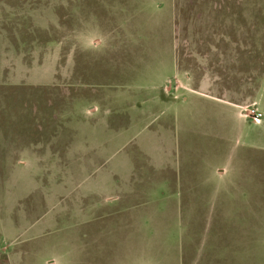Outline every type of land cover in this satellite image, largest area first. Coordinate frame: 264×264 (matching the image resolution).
Listing matches in <instances>:
<instances>
[{"label":"rangeland","instance_id":"1","mask_svg":"<svg viewBox=\"0 0 264 264\" xmlns=\"http://www.w3.org/2000/svg\"><path fill=\"white\" fill-rule=\"evenodd\" d=\"M0 264H264V0H0Z\"/></svg>","mask_w":264,"mask_h":264},{"label":"crops","instance_id":"2","mask_svg":"<svg viewBox=\"0 0 264 264\" xmlns=\"http://www.w3.org/2000/svg\"><path fill=\"white\" fill-rule=\"evenodd\" d=\"M189 99L192 100L194 102V104H189ZM199 100H204V98H201V97H199L197 95H194V96H189L185 101H183V100H181V101L176 100L175 101L176 104H175L174 108H176L175 109L176 110V114H175L176 117H175L174 122H175L176 125H178L180 123L179 121H181L182 122V130H184L185 126L188 124V122L190 120V115L191 114L187 115V112H191L192 113V111H194V110H196V112L200 111V109L196 105V104H198ZM204 101H206L208 103H213L214 105L216 104L217 106H220V107L223 108V106L220 105V103L211 102L209 100H204ZM228 105H230V106L232 105L233 106V104H230V103H228ZM223 109L231 110L229 108L227 109L226 107H224ZM169 162H171L173 166H175V164H176V161H174V157H172L171 161H169ZM176 182H177V186H176V189L174 191H180L181 190L180 182H182V181L180 180V177H178V173H177Z\"/></svg>","mask_w":264,"mask_h":264},{"label":"built area","instance_id":"3","mask_svg":"<svg viewBox=\"0 0 264 264\" xmlns=\"http://www.w3.org/2000/svg\"><path fill=\"white\" fill-rule=\"evenodd\" d=\"M248 113L251 114V116H252L256 121H258V120L261 118V116H262V113H261V112H259V111H255V110L249 111Z\"/></svg>","mask_w":264,"mask_h":264}]
</instances>
